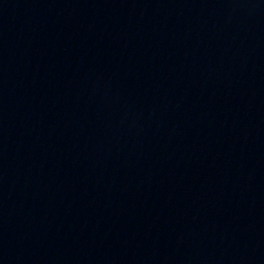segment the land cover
<instances>
[{"label": "water", "instance_id": "obj_1", "mask_svg": "<svg viewBox=\"0 0 264 264\" xmlns=\"http://www.w3.org/2000/svg\"><path fill=\"white\" fill-rule=\"evenodd\" d=\"M0 264H264V0H0Z\"/></svg>", "mask_w": 264, "mask_h": 264}]
</instances>
